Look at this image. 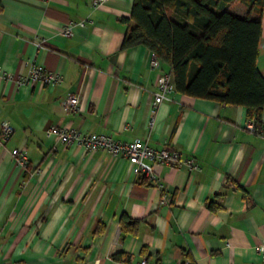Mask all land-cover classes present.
<instances>
[{"label":"crops","instance_id":"obj_1","mask_svg":"<svg viewBox=\"0 0 264 264\" xmlns=\"http://www.w3.org/2000/svg\"><path fill=\"white\" fill-rule=\"evenodd\" d=\"M93 1H2L0 124L15 132L0 142V264H117L118 253L135 263L264 264V108L261 133L248 127L254 118L244 105L175 90L154 108L157 78L172 72L151 69L146 46L122 47L135 26L134 0ZM230 10L249 15L241 1ZM70 21L84 26L64 36ZM33 62L63 82L20 85ZM257 64L264 75V14ZM71 94L80 96L75 113L61 104ZM51 126L139 138L200 168L156 164L161 190L125 158L48 137ZM14 149L27 154L31 173ZM123 215L139 224L122 238Z\"/></svg>","mask_w":264,"mask_h":264},{"label":"trees","instance_id":"obj_2","mask_svg":"<svg viewBox=\"0 0 264 264\" xmlns=\"http://www.w3.org/2000/svg\"><path fill=\"white\" fill-rule=\"evenodd\" d=\"M235 1L249 8L247 18L231 12ZM172 12L190 23L175 20ZM263 14L264 0H134L135 26L122 47L146 46L162 68L170 67L177 92L244 105L263 129L264 75L257 64ZM120 224L123 238L137 231L139 221L123 215ZM123 257L130 258L115 255L117 261Z\"/></svg>","mask_w":264,"mask_h":264},{"label":"built area","instance_id":"obj_3","mask_svg":"<svg viewBox=\"0 0 264 264\" xmlns=\"http://www.w3.org/2000/svg\"><path fill=\"white\" fill-rule=\"evenodd\" d=\"M106 0H94L93 5L97 8L100 7ZM75 26H84L83 22L75 23L68 22L62 29L64 36H71ZM43 42H39L41 46ZM151 69L161 70L162 63L156 54L150 60ZM0 77L2 72L0 70ZM63 82V76L54 72H48L43 66L33 62L30 66V74L28 78L20 77L18 83L31 84L42 83L46 86L55 87ZM157 90L154 94V108L165 100H169L170 93L175 91V84L172 75L166 72H160L157 78ZM62 106L70 113L80 111V96L78 94H71L64 98L61 102ZM154 112V111H153ZM248 127L254 132L261 133L260 129L256 126L255 121L251 120ZM15 128L9 121H3L0 124V142L7 141L14 134ZM48 137H54L61 144L72 147L79 146L88 152H95L98 150H105L113 157L125 158L133 168L134 175L139 178H145L151 181L157 188L164 190L165 181L158 174H156L154 166L156 164L170 165L180 168L187 166L190 170H198L200 165L192 157L183 158L182 155L169 147L163 149H156L141 139L137 138L132 141H123L113 138L112 136L101 133L85 134L79 130L51 126L47 132ZM15 162L22 166L27 172L31 173L30 161L27 154L20 150L14 149L12 151ZM168 201V195L165 193L162 202ZM258 252L264 260V240L258 246ZM117 264H157L148 259H143L137 263L131 260H119ZM189 264V261L186 262Z\"/></svg>","mask_w":264,"mask_h":264}]
</instances>
